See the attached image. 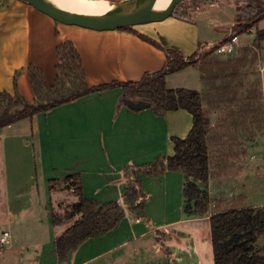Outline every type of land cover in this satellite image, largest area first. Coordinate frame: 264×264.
<instances>
[{
    "label": "crops",
    "instance_id": "obj_1",
    "mask_svg": "<svg viewBox=\"0 0 264 264\" xmlns=\"http://www.w3.org/2000/svg\"><path fill=\"white\" fill-rule=\"evenodd\" d=\"M231 2L232 0H222L215 3L200 0V3L191 10L196 9V11H200L204 9L213 13L231 5L234 6L235 2L233 4ZM218 5L220 8H218ZM234 13L235 17L231 25V30L236 22V7ZM169 19L170 17L166 20ZM184 20L190 21L194 29L193 37L195 40L193 42L190 40L192 44H190L191 42L185 43L190 45V49H187V47H185L186 45L181 46L180 44H173L169 41L168 35L153 31L146 33L135 26L134 28L144 35H148L157 40L163 37L169 45L179 48L187 55H193L198 51H202V53L205 54L209 51V46L217 44L231 34L215 40V43L206 44L208 49L204 48L203 50L202 48L206 47V45L200 46L199 44L201 39H204L203 37L206 35L201 32L198 23L200 19H194L193 16L189 15L185 17ZM184 27H186V25ZM249 32H251V30ZM68 39L74 43L79 54H81L89 86L95 87L117 81L134 82L140 80L147 73L162 70L167 62L166 52L153 43L144 40L133 31L130 32L123 29L97 31L83 26L63 24L23 0H0V91H7L14 95L16 91L14 88V80L16 72L18 71L20 73L18 77V90L26 101H33L35 99V92L32 89L30 75L28 73L29 66L34 65L41 68L47 83L54 84L58 77L57 48ZM223 55L226 54H222L221 57H223ZM202 61L203 60L200 59L199 64L200 62L202 63ZM199 64L189 65L185 67V69L173 73L176 74L178 72L187 71L189 75L195 77L194 84H172L173 88L189 87L196 89L201 85L203 86L202 91L207 89L210 80L208 76L212 71H210L212 67L207 65L201 67ZM256 65L260 71L259 75H261L264 93V50L259 56ZM247 66L249 67V65ZM248 67L245 68L246 72ZM216 69L217 67L214 68V70ZM173 74L170 73L166 77L167 86L171 85L169 81L173 79ZM248 77L250 81L251 75H248ZM121 99L122 102L119 103V112L116 118H114L117 103ZM205 109L208 112L207 105ZM183 111H187V114L183 113ZM170 112H174L171 114L175 115V120H177L179 127L182 126V121H185L183 132H179L178 136L186 137L193 126L192 115L188 110L180 109L169 111L165 116H160L149 109H133L123 98L122 87H110L85 94L76 100L66 102L65 104L50 109L44 115L47 117L50 114H54L53 119L57 125L52 127L48 125L49 123L47 120V122L44 121L42 124V113H38L30 119V125L32 124L30 132L20 133L18 130L15 134H4L2 132L3 130H1L0 142L6 147L5 138L13 139L15 137H21L23 147L26 150L30 149V144L34 146L38 144L40 147L44 145L51 146V135H53L54 132L56 133V129H60L66 131H60L58 133V138L62 140L60 143L61 145H64L63 143L69 140V138H61V136L66 135L68 132L72 135L70 137L71 142L79 147L84 148L92 143H97L99 146L104 147L106 146V128L108 132H114V130H116L115 126L120 120L122 123H120L119 127H125L126 122H131V120H137V118H139L142 125L145 126L149 132L159 133L162 137L161 139L169 144V148L171 145L170 150L172 151L173 144L170 138L173 135V128H171L170 121L168 120ZM210 115H215V119L217 120V113L212 111ZM23 120L29 119H21L19 121ZM145 120L148 122L146 123ZM141 122L136 123L135 126H133L131 122L130 130L137 129L138 124L142 126ZM12 126L13 125L9 127ZM169 126L171 131L168 129ZM109 139L112 140V137L109 136ZM3 150L5 151V148ZM170 150L169 152L171 153ZM146 153V150L143 151V154ZM250 153L249 151L248 155L252 160L254 159V155L251 156ZM26 159L28 158L26 156L23 158L22 155L16 159V165L12 166H14V171H16L17 175L14 182L8 184L9 202H15L17 204V208L15 207V209L23 213L22 215L26 213L25 211H29V206L23 203L24 200H33L35 197L41 195L39 192L40 184L39 175L37 174L38 171L32 173L30 170L31 165L27 164ZM135 162L134 158H129L128 161H121L117 166L111 165L106 167L102 163L95 169H89L87 167V160L42 164V176H44V182L48 181L49 185L48 188L47 186L45 188L42 187L45 192L44 196L49 201L45 202V209L48 210L52 223L53 211L63 213V203L66 202L69 204L76 200V196L66 190V183L64 186H59L63 192L68 194L65 196L62 192L57 190L58 185L55 183L64 180L69 174L81 175L83 180V191L87 197L101 202L117 201L126 209V214L117 228L111 229L97 238H87V240L82 242V244L76 250L72 251L64 260L58 259L54 241L57 236L69 227L72 221L64 223L63 225H56L53 223L55 230L52 237L53 246H51L50 252H45V258L54 256L57 264H62V262H67V264H94L98 261L99 262L96 264H108V261L110 264H125V262H127V264H132L136 259L135 257L138 255L135 250L136 247L132 250L135 257H131L133 261L131 260L130 262L124 261L123 257H125V255L122 253V248L126 245H132L138 242V236L141 235L140 237H144L154 228V253L146 257L142 255L144 259H137L134 264H163L165 262L171 264H215L213 242L211 239L210 214L211 211L215 210L216 204H219L220 208L223 205L221 209L234 206L240 208L243 206L257 207L264 205V201L260 199L250 202V200H248L249 196L242 191L240 194L231 192V194L224 195L223 193L222 196L216 200L217 198L213 197V194L217 192L218 189L214 187V185H226L234 189V185H237V180L233 181L230 175H226L227 173L218 175L214 172L215 175L213 174L210 177L207 184V188H209L211 197L214 200L210 213L206 214V216H188L184 211L185 205L182 188L184 182L181 175L182 173L180 174L174 170L166 171L164 175L157 178L158 181L153 179L154 183L150 186H142L144 192L147 193L145 202L147 213L145 217H150L148 222L151 224V228L149 230H144L139 235L136 227L138 223L142 221V218H135L134 215H132L124 199V189L127 185L125 168L127 166L136 167ZM28 165L29 170H27ZM256 167L260 169V166ZM22 170H26V173L29 175L28 179L26 174L25 176L20 175ZM156 177L157 176H154V178ZM158 183L162 188L157 186ZM155 186L156 188L158 187L159 192L163 194V203L162 201L155 200L157 190ZM248 187L246 181H243L239 183L238 189H245ZM172 197L176 198V203L172 200ZM219 200L221 201L219 202ZM171 202L172 204L170 205ZM160 204L163 209H169L171 207V211L157 218L150 213V209L154 206L159 207ZM57 226H61L62 228L56 230ZM160 234L161 237L159 236ZM260 242L262 244L264 243L263 236ZM28 256L33 258L35 254H29Z\"/></svg>",
    "mask_w": 264,
    "mask_h": 264
},
{
    "label": "trees",
    "instance_id": "obj_2",
    "mask_svg": "<svg viewBox=\"0 0 264 264\" xmlns=\"http://www.w3.org/2000/svg\"><path fill=\"white\" fill-rule=\"evenodd\" d=\"M250 7L252 11L254 10L253 16L245 19L237 14L231 34L214 45L224 44L235 35L240 36L249 32L264 18V0H253ZM121 29L133 31L166 52L167 62L162 70L147 73L134 82L117 81L95 87L89 86L81 54L71 40H65L57 48L58 77L54 84L47 83L41 68L29 66L28 73L35 92L33 101H26L20 94L18 71L14 80L16 90L14 95L0 91V131L18 120L32 119L40 112H48L85 94L117 86L123 88L124 99L149 101L158 114L180 109L188 110L192 115L193 126L184 138L171 136L173 152L169 156L158 158L153 164L125 168L129 180L124 189V198L135 218L145 217L147 193L142 189L140 174L153 176L178 170L185 175L182 188L186 215L206 216L214 202L207 188L208 181L214 172L222 175L225 171L218 168L217 171L211 170L214 157L210 139L215 129H212L211 115L205 106L208 105L218 114L217 128L227 127L229 135H224V128L221 136L236 152L232 155L233 161L245 159L257 135L264 133V93L261 77L259 76L258 82L254 81L246 92L243 89L245 81L241 82V74H245V68L250 61L251 49H247V53L237 51L235 55H230L226 59L220 56L211 59L209 56L217 55L213 49H209L205 54L198 51L193 55H187L179 48L169 45L164 39L157 40L144 35L134 26ZM257 32L256 43L264 49V46L262 47L264 28ZM200 59L203 61L199 64ZM198 64L201 67L205 65L217 67L215 70L217 77L209 80V84L211 82L212 85L216 84L215 93L210 86L203 91L189 87L166 86L168 74ZM233 79H237L234 80L237 82H232ZM241 92L244 94L240 95ZM224 158V161H228L229 155L225 154ZM221 162L218 160L217 167H223L221 164L224 162ZM64 180L67 184L66 190L74 194L76 200L69 204L64 213L57 211L52 213L53 223L56 225L72 221L69 227L55 238L59 260L66 259L87 238H97L117 228L126 214L125 207L117 201L101 202L87 197L83 191L81 175L69 174ZM210 222L215 264H264V243H260L262 236L264 237V205L221 209L220 205L216 204L215 210L211 211Z\"/></svg>",
    "mask_w": 264,
    "mask_h": 264
},
{
    "label": "rangeland",
    "instance_id": "obj_3",
    "mask_svg": "<svg viewBox=\"0 0 264 264\" xmlns=\"http://www.w3.org/2000/svg\"><path fill=\"white\" fill-rule=\"evenodd\" d=\"M210 1L212 3L220 2L222 0H206ZM235 2L234 6H229L225 9H220L218 12L211 13L208 10L201 9L200 11H196V9L191 10L194 8L198 3H200V0H183L180 5L178 6L176 12L170 16L169 20H166L164 22H156L152 21L147 24H136L134 25L136 28L141 29L145 31L146 33L150 32H159L165 35H168L169 41L173 44H180L181 46L186 45L187 49H190V45L185 44L187 42H192L195 40L194 36V29L192 27V23L190 21L184 20L185 17H188L189 15L193 16L194 19H200L198 22L200 25V29L202 33H205L204 39H201L200 46L206 45V44H212L215 43V40H218L219 38L226 37L230 34L231 25L233 23L234 17H235V7H236V13L238 15L243 16L245 19L251 18L253 15L252 8L250 5L252 4L253 0H232V4ZM254 6V5H253ZM252 6V7H253ZM218 8L219 5H218ZM190 13V14H189ZM217 20V21H216ZM221 20V23H220ZM186 25V27H184ZM264 28V18L257 22L255 26L252 27L251 32H246L240 35L239 42H238V48L237 50L239 53H247V49H251L249 51L250 54V61H249V67L247 69V72L242 75V83L245 81V87L243 88L246 92V89L251 86L254 81L258 82L260 71L258 70V66L256 65L259 56L261 55L262 51L264 49H261L257 43V30ZM164 39L163 37L158 38V40ZM165 40V39H164ZM166 41V40H165ZM167 42V41H166ZM192 42L190 44H192ZM264 46V43L262 47ZM264 48V47H263ZM205 49H208V46L206 45ZM202 50V49H201ZM204 50V49H203ZM221 57V55H219ZM217 55L209 56L211 59H214L216 57H219ZM230 55L227 53L226 55H223L221 58H227ZM208 57V58H209ZM214 65H209V67H212L210 69L211 73L208 77L215 78L217 77V73L215 72L213 67ZM190 70V69H189ZM193 70V69H191ZM175 73V72H174ZM173 74V73H172ZM248 75H251L250 81ZM173 79L169 81V86L173 87L172 84H194V76L189 75L187 71L185 72H178L176 74H173ZM244 79V80H243ZM237 79H233L232 82L236 83L237 81H234ZM176 85V86H178ZM197 85V84H196ZM167 86V84H166ZM210 88L215 93L216 84L212 85V82L209 84ZM197 87V86H195ZM201 85H199V88H196L199 91H202ZM243 87V86H242ZM194 89V88H192ZM244 94V92L239 93ZM122 102V99L117 103V108L115 112V117L117 116L119 112V103ZM208 106V105H207ZM151 110L154 111L155 114H158L155 110V108L149 107L145 108V110ZM176 111V110H173ZM213 110H211L210 107H208V114H210ZM187 111H183V113H186ZM41 115V123L47 122L50 126H55L57 123L53 119L54 114H50L46 117L44 115L46 112H40ZM174 112L169 113L168 120L170 121V126L173 128V136H178L179 132H183V128L185 127V121H182V126L179 127L177 124V120H175V115L171 114ZM167 113L158 114L160 116H165ZM35 116V115H34ZM33 116V117H34ZM164 118V117H163ZM145 119V118H143ZM165 119V118H164ZM47 120V121H46ZM133 126H135L136 123L141 122L139 118L137 120H131ZM131 122H126V126L119 127L120 123L122 121L120 120L119 123L115 126L116 130L114 132L107 130L105 133V139H106V146L101 147L97 143H92L87 147H79L76 144H73L70 140V137L72 136L70 133L67 132L66 135L61 136V138H69L64 145H61L62 142L61 139L58 138V133L66 132L65 130L56 129V133L54 132L53 135H51L52 138H50L51 146H36L29 145L30 149L26 150L23 147L22 139L21 137H15L13 139L5 138L6 147L3 146V144L0 142V236L1 233L8 229L11 233L10 241L11 244L9 247H5L2 250V254L0 257V264H57L56 260L54 259V256H50L48 258H45V252L51 251V246H53L52 237L55 232L53 223L51 222V217L49 215V212L47 209H45V202H49L44 194L42 187L48 188V181L44 182V176H42L43 170H42V164L44 163H50V162H67V161H84L87 160V167L89 169H95L96 167H99V164H104L106 167L109 166H117L121 161H128L129 158H134L135 165H149L153 164L154 161H156L158 158L169 156L171 149V145L169 148V144L166 143L165 140L161 139L162 137L157 132H149L148 129L145 128V126L139 124L137 125L138 128L130 130ZM147 123L148 121L145 120ZM215 122V123H214ZM128 123V124H127ZM216 123H219V119L217 120L214 117V121L212 124V129H215V132H213L212 138L210 139V147L211 152L213 153V165L212 170L217 171L224 170V173H227L226 175H230L231 179L233 181H236L237 185H234V189L230 188L226 185H214V187H217L218 191L215 192L213 197L220 198L222 194L224 195L231 194V192H235L236 194H240V192H244L249 196L250 202H253L255 200H263L264 201V133L258 134L255 143L252 145V147L249 149L251 152L250 155H254V159L251 160V158L248 157L244 160L241 159L239 161H233V154L236 152L231 148L229 142H224L225 139H223L222 131L225 128L224 135H229L227 132V127H221L217 128ZM111 124V123H110ZM116 124V123H115ZM114 124V125H115ZM218 125V124H217ZM169 126V130H170ZM179 128H178V127ZM32 128V124L30 125V119L29 120H23V121H16L12 127H5L3 129L4 134H15L16 132H30ZM171 131V130H170ZM93 133V132H92ZM109 136L112 137V140L109 139ZM184 138V137H182ZM172 142V137L170 138ZM2 144V145H1ZM173 144V142H172ZM5 148V151L3 150ZM146 150V154H143V151ZM164 151V152H162ZM171 151V150H170ZM162 152V153H161ZM173 150L171 151V153ZM161 153V154H160ZM168 153V154H167ZM228 154L229 159L228 161H224V155ZM23 156V158L26 156L28 159L27 164H30V170L32 173H36L39 175V186H40V196L35 197L33 200L27 199L24 200V204L29 206V211H25L26 213L22 215L20 211L16 210V203L15 202H9V193H8V184H12L14 182V179L16 178V171H14V166L16 165V159L20 156ZM219 161H222L221 167H217V163ZM256 166H260V169H257ZM128 167V166H127ZM126 167V168H127ZM135 167V166H134ZM27 170H29V165ZM40 170V173H39ZM42 170V172H41ZM177 171L178 173H182L183 182L185 181V175L183 172ZM20 173V171H19ZM27 176V179L29 178L28 173H26V170H22L21 176ZM164 175V174H162ZM162 175H148L146 173H141L140 178L142 181V186L151 185L154 183V180L158 181V177ZM215 175V174H214ZM237 175V176H236ZM154 176H157L154 178ZM127 183H128V177L126 173ZM154 179V180H153ZM249 180V181H248ZM246 181L248 184V188L245 189H238L239 183ZM57 183L58 187L57 190L59 192H62L63 195H68L66 192H63L59 186H64L65 182L64 180H60L55 182ZM171 183V182H169ZM144 184V185H143ZM250 184V185H249ZM127 186V185H126ZM160 188L162 186L158 185ZM237 186V187H236ZM61 190H59V189ZM156 188V186H155ZM11 189V188H10ZM156 199L158 201H162L163 203V194L159 192L158 187L156 188ZM230 189V190H229ZM64 190V189H63ZM125 199V198H124ZM50 200V199H49ZM172 200L176 203V198L172 197ZM126 203V202H125ZM70 204V203H69ZM66 202L63 203V213L65 212L66 208L69 206ZM172 202L170 203V205ZM223 206V205H222ZM221 206V208H223ZM124 207V206H123ZM128 207V206H127ZM229 207V205H228ZM17 208V207H16ZM58 208V207H57ZM129 208V207H128ZM171 211V207L169 209H163L160 206H154L152 209H150V213L153 216H156L157 218L163 215L164 213H169ZM185 211V208H184ZM147 213V210L145 208V215ZM186 213V212H185ZM150 217H143L142 221L138 223V226L136 227L138 234L140 235L141 232L144 230H149L151 228V224H149L148 220ZM69 223V222H66ZM64 224V223H63ZM61 224V225H63ZM62 227L57 226L56 230H60ZM152 231L144 236L140 237L138 236L136 243H133L132 245H126L122 248L123 254L125 257H123L124 261H131L135 257L133 255L132 250L135 248L137 251L136 259L132 264L139 260H143V256L151 255L154 253L153 244L155 242V236H154V228L151 229ZM161 237V234L159 235ZM159 237V238H160ZM261 243V242H260ZM134 250V251H135ZM29 254H35V257H29ZM138 260V261H139ZM133 261V260H132ZM99 262V261H98ZM96 262V263H98ZM128 262V263H129ZM94 263V264H96ZM62 264H67V262ZM108 264L109 261H108ZM127 264V262H125Z\"/></svg>",
    "mask_w": 264,
    "mask_h": 264
},
{
    "label": "water",
    "instance_id": "obj_4",
    "mask_svg": "<svg viewBox=\"0 0 264 264\" xmlns=\"http://www.w3.org/2000/svg\"><path fill=\"white\" fill-rule=\"evenodd\" d=\"M23 1L32 4L60 23L83 26L98 31L132 27L136 24H146L152 21H165L176 12L183 0H158L149 5V7L132 9V11L129 12H117L115 15L107 18H95L82 10L55 2L54 0ZM112 1L116 3L122 2V0ZM125 101L133 109L141 110L151 107V103L143 99L134 101L125 99ZM214 117L215 115L210 117L212 122L214 121Z\"/></svg>",
    "mask_w": 264,
    "mask_h": 264
},
{
    "label": "bare ground",
    "instance_id": "obj_5",
    "mask_svg": "<svg viewBox=\"0 0 264 264\" xmlns=\"http://www.w3.org/2000/svg\"><path fill=\"white\" fill-rule=\"evenodd\" d=\"M55 2L82 10L95 18H107L117 12H129L132 9L145 8L158 0H54Z\"/></svg>",
    "mask_w": 264,
    "mask_h": 264
},
{
    "label": "built area",
    "instance_id": "obj_6",
    "mask_svg": "<svg viewBox=\"0 0 264 264\" xmlns=\"http://www.w3.org/2000/svg\"><path fill=\"white\" fill-rule=\"evenodd\" d=\"M239 35H235L230 38L226 43L224 44H218V45H211L209 46V49L215 50V53L217 55H222V54H229V55H235L236 52L238 51V42H239ZM11 233L8 229L4 230L1 233L0 236V257L2 254V250L5 247H9L11 244L10 241Z\"/></svg>",
    "mask_w": 264,
    "mask_h": 264
}]
</instances>
